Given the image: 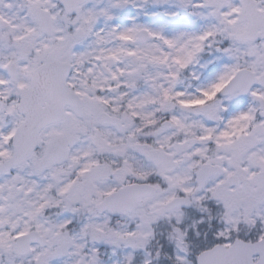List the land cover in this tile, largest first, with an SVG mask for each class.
Here are the masks:
<instances>
[{"label":"snow or ice","instance_id":"1","mask_svg":"<svg viewBox=\"0 0 264 264\" xmlns=\"http://www.w3.org/2000/svg\"><path fill=\"white\" fill-rule=\"evenodd\" d=\"M0 264H264V0H0Z\"/></svg>","mask_w":264,"mask_h":264}]
</instances>
